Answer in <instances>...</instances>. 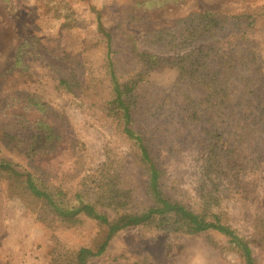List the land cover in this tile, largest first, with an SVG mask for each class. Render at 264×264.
<instances>
[{"label": "trees", "instance_id": "1", "mask_svg": "<svg viewBox=\"0 0 264 264\" xmlns=\"http://www.w3.org/2000/svg\"><path fill=\"white\" fill-rule=\"evenodd\" d=\"M184 3L117 0L120 11L110 20L116 31L97 13V36L81 53L60 58L51 85L29 67L0 71V147L17 140L19 157L28 161L0 158V183L9 197L41 223L79 227L90 219L105 232L94 248L53 245L48 264H88L131 227L145 235L207 234L227 263L264 264V47L246 37L248 28L264 25V6L191 11L171 23L156 17L159 9ZM61 22L71 29L76 19L70 13ZM28 40L31 47L41 42L34 34ZM161 73L168 78L161 80ZM89 90L95 96L87 100ZM50 91L102 110L131 155L108 148L104 169L95 173L85 171L78 146L69 170L51 159L48 170L34 164L55 155L64 141L62 126L52 121L62 114L41 96ZM157 97L166 139L141 119L147 101ZM160 150L177 159L195 155L192 187L176 188L177 195L168 190ZM251 190L257 198L241 230L231 205Z\"/></svg>", "mask_w": 264, "mask_h": 264}, {"label": "rangeland", "instance_id": "2", "mask_svg": "<svg viewBox=\"0 0 264 264\" xmlns=\"http://www.w3.org/2000/svg\"><path fill=\"white\" fill-rule=\"evenodd\" d=\"M116 2L117 0H0V71L13 66L29 67L36 74L45 76L51 85L57 77L60 58L66 59L68 55L81 53L84 44L91 43L92 38L97 36V13L101 14L108 29L116 31L112 26L114 23L110 24V20L120 11ZM260 6H264V0H185L181 6L171 10L159 9L155 14L164 23H171L178 15L191 11L221 10L235 13ZM70 13L74 14L76 24L74 22L71 29L62 28L61 21ZM127 27L130 28L129 25ZM30 34L41 39V42H36L37 47L30 46ZM246 37L264 47V25L259 29L248 28ZM167 78L168 74H160L161 80ZM90 79L91 73H86L87 82ZM33 86L37 87L36 84ZM41 96L52 105L55 112L62 114L63 120L59 122L57 118H53L52 121L57 126H62L64 141L55 155L37 158L34 164L48 170L47 159H51L56 166L69 170L74 161V148L78 146L84 159L85 171L95 173L105 167L106 149L117 148L128 156L131 155L129 144L102 110L86 108L84 101L75 103L57 92H44ZM94 96L91 90L87 91V100ZM156 103H161L159 97L147 101L141 119L146 125L154 124L159 135L166 139L168 132L165 130L166 126L162 125L163 116L156 113ZM166 113L170 115L167 109ZM31 117L37 119V116ZM147 117L151 118L150 121H147ZM16 142L17 140L3 144L0 147V158L6 157L28 165V161L19 157ZM160 152V161L169 181L168 190L177 195V189L192 187L196 170L193 158L195 155L189 153L184 158L177 159L166 151ZM242 181L247 183L245 179ZM256 198L257 194L251 190L249 193L245 192V197L238 203H231L237 218L234 222L236 228L242 230L246 225L245 220L251 216L252 203ZM182 199L188 203L189 196L185 194ZM0 225V264H48L50 248L57 243L62 244L65 250L76 251L83 247L94 248L105 237L104 229L90 219H85L79 227H67L57 222L41 223L34 213L9 197L5 182L0 183ZM88 264L230 263L222 259L207 234L145 235L141 229L131 227L118 233L105 254L93 257Z\"/></svg>", "mask_w": 264, "mask_h": 264}]
</instances>
